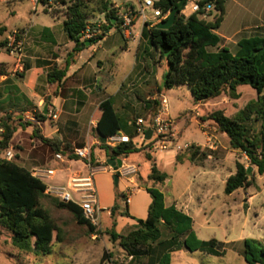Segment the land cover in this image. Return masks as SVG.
Returning <instances> with one entry per match:
<instances>
[{
  "label": "trees",
  "instance_id": "1",
  "mask_svg": "<svg viewBox=\"0 0 264 264\" xmlns=\"http://www.w3.org/2000/svg\"><path fill=\"white\" fill-rule=\"evenodd\" d=\"M180 0H160L157 6L162 13H167L175 8ZM64 3V2H62ZM203 6L212 3L217 12L212 22H206L198 14L187 18L180 15V9L173 25L168 30H159L156 25L142 28L141 35L147 44L158 54L164 57L167 70L162 76V91L175 87L186 86L194 102L212 100L228 92L232 97H237L236 89L240 86H249L258 98L239 111L233 118L224 116L221 111H215L202 118V121H212L217 130L228 138L231 150L242 153L248 161L249 167L255 168L259 175L264 174V34L249 38H241L236 43L235 53H230L226 48L217 49L220 37L215 33L219 28L224 15L225 0H198ZM93 5L98 14L104 15L107 25L102 27V34L89 43L96 44L101 41L111 28H115L122 36L120 21L114 14L116 9L108 0H75L66 8V19L63 22V31L68 39L74 43L72 50L66 55L63 65H54L46 75L50 84H60L69 68L76 63L79 54L85 49V42L79 41V35L84 30L88 21L87 5ZM112 20H116L112 23ZM19 36V34H17ZM7 41L0 43V48H5ZM215 48L216 51H209ZM161 93V89H160ZM147 110H153L151 104L158 105L156 100L140 99ZM43 113V112H42ZM42 113L35 114L38 122L45 120ZM95 137L101 142V149L106 159H126L132 154L144 151L148 143L136 144L132 137L126 143L114 147L105 144L109 137H114L121 131V120L114 111L110 100H105L98 106L96 112ZM152 117V116H151ZM253 119V120H252ZM8 116L0 126L3 133L0 135V156L8 149L16 132L10 125ZM259 122V134L250 136L247 123ZM21 127V126H20ZM32 134L42 144L48 146L53 154L59 153L65 160L76 158L69 145L43 138L38 126L30 124ZM193 146L189 150V160L195 155ZM92 156V153H91ZM146 159L151 157L146 154ZM182 159L177 155L176 162ZM152 162V161H151ZM92 165V159L90 157ZM247 167L242 163H235V173L230 175L224 183V194L231 195L239 189H246L253 185L252 174L247 173ZM141 180V178H137ZM167 180V175L151 163L147 182L144 189L151 198L147 217L136 220V226L125 235L111 233V239L118 241L121 248L131 255H136L137 249L145 247L149 250L152 245L163 249L158 264H169L170 253L173 250L184 248L189 252L199 251L206 255L221 257L225 255L224 245L215 239L209 241L199 240L192 230V220L184 213L176 210L174 206H165L164 196L156 187ZM46 186L38 179L31 176L30 171L18 165L14 160L6 161L0 158V235L1 230L10 233L12 245H22L30 251L48 254L52 247L54 233L58 231L48 214L40 207L41 199L46 197ZM125 200V195L117 194ZM54 203L58 208L71 213L78 225H85L92 233L94 228L83 219L81 211L73 203H61L56 198ZM115 226L117 215L129 217L125 210L118 213L115 201L110 209ZM170 233L165 238L163 231ZM182 238V239H181ZM181 239V240H179ZM242 244V257L246 264H264V243L245 238ZM218 247V249H217Z\"/></svg>",
  "mask_w": 264,
  "mask_h": 264
},
{
  "label": "rangeland",
  "instance_id": "2",
  "mask_svg": "<svg viewBox=\"0 0 264 264\" xmlns=\"http://www.w3.org/2000/svg\"><path fill=\"white\" fill-rule=\"evenodd\" d=\"M108 1L116 6H137V0ZM62 2L64 1L53 2L47 7H42L40 4L36 9H33L25 0L6 5L1 4L0 43L3 41L8 42L9 38H12L14 34H19V37L23 38V53L32 46L38 47L41 55H44L50 47L54 48L56 53L59 50L62 52L66 44L68 46L73 44L63 31L66 8L73 2ZM86 11L88 13L87 22L96 24L105 19L104 16H100L101 14H98L93 9V5L91 4L87 5ZM216 14L217 12L213 8L206 15L205 21L212 22ZM237 14L238 10L235 5H232L231 1L228 3L227 11H225L224 4L223 20L216 30L220 37V43L225 44L226 49L230 53H235L237 47L234 41L237 39L260 35L257 34L259 32L254 28H245L243 30L242 25H245V23H243V20ZM109 33L110 37L107 47L115 70L112 78L113 82L105 90L107 95L112 93L113 83L117 84L119 79L134 67L137 53L136 44L133 42L136 40L133 33L127 39L121 38V35L115 28H111ZM122 44H128V50L121 49ZM147 46L149 53L146 55L142 54V58L144 59L140 62L137 61V66L139 65L140 68H135L133 76L136 71L142 70L144 63L147 62L146 68L149 72H152L151 81L148 82L149 86H142L140 88L139 84L141 81L137 78L134 79L135 77L132 79L131 76L122 87L121 92L132 96L133 100L137 99V95L142 93V97L145 100L146 95L143 92L154 90V86L156 85L160 86L161 92L167 101V113L164 117L171 121V129L175 134L174 138H168V141H172V144H167L166 149H174L182 160L187 159L191 146H193V152H196L192 158V164L189 160L184 161L181 165L172 163L169 158L168 160L159 162L158 153L151 155V159L155 160L156 167L168 177L167 181L162 185H158L157 188L167 196V199H169L170 195L175 196L180 192H183L186 197L190 196L196 208V214L192 215L194 221L193 227L200 240L209 241L215 239L218 242L228 243V245L224 244L222 246L226 252L221 257L206 256L199 251L189 252L181 250L172 257V264H246L241 254L242 240L252 238L264 243V174L259 175L257 170L252 168L250 174L253 176V185L246 189H239L231 195H225L223 191L224 183L230 175L235 173V163L240 162L245 167H250L247 158L242 153L230 149L228 138L217 130L215 123L209 120L202 121V118H206L208 114L215 111H221L224 116L233 118L249 103L255 102L258 95L249 86H240L236 89L237 97L235 98L226 92L215 99L196 103L193 101L186 86L175 87L163 92L162 76L167 70L166 59L164 57L159 58L152 47L148 44ZM141 51L142 49H140ZM209 51H216V49L209 48ZM2 56L15 58L10 56L5 48H0V58ZM151 95L153 96L154 94ZM159 95L154 99L158 102V105L151 104L152 109L157 108L154 114H152L153 110H144V106H141L140 111L135 107L136 102H133V111L129 112V116L132 117L131 121L135 122L138 118L148 120L149 116H156L161 110ZM138 99L140 100V96ZM117 111L119 115L123 113L121 109ZM35 114H40V112L36 111ZM5 116H8L9 120L7 121L10 122L11 126L16 128V131L30 127V121L23 119L24 117L20 113L8 114L5 106H0V126L5 122ZM252 120L247 123L250 136L259 134L258 132L260 131L259 122H253ZM2 133L3 129L0 128V135ZM90 135L95 137L93 129H91ZM204 137H211L214 150L190 144V142L200 143ZM34 138L35 136L32 133H22L14 140H11L8 149H13L14 161L18 165L21 166L18 156L21 154L22 148L26 147L27 143L30 144L29 139ZM133 138L136 141L139 140L134 134ZM188 143L187 148L181 147ZM178 146L180 149H177ZM88 147L93 149L95 146L89 144ZM151 148L152 144H148L144 151H148ZM143 153L132 154L129 157L130 162L139 166L142 181L146 182L152 160H147ZM145 154L148 153L145 152ZM105 165L107 163L103 162L98 166ZM127 165L128 168L125 167L121 173L117 174L124 176L127 180L133 177L136 181L138 171L136 169L133 171L132 167L129 166L130 164L127 163ZM201 168L216 172L217 181L215 188L212 190L213 196L211 199L204 200L199 198V201H197L196 198L202 195L197 186L201 182V179L196 178L193 180L192 176L200 171ZM93 180L98 197L105 199L107 197L105 188H109L110 177L105 174L96 173ZM111 184L114 189L118 211L122 213L126 210V204L123 198L117 197V194H120V186H115L113 181ZM52 185L56 186L57 183H52ZM40 207L48 214L58 231V236L55 233L53 235L50 252L43 255L30 251L22 245H12L9 239L10 233L1 230L0 264H83L86 260L88 263L94 264L102 251L105 252L104 248H107L109 251L113 249V252L120 248L117 242L112 244L109 241L110 239L107 241L102 233L98 234L95 239H91L88 228L85 225H78L71 213L58 208L52 197L46 195L45 198L41 199ZM202 208L206 209V211L201 210ZM129 231L125 230L124 235ZM163 234L166 237L170 233L164 230ZM104 244L106 247H104ZM141 249H145V247ZM117 259H122L121 255ZM105 261H109V258L106 257Z\"/></svg>",
  "mask_w": 264,
  "mask_h": 264
},
{
  "label": "crops",
  "instance_id": "3",
  "mask_svg": "<svg viewBox=\"0 0 264 264\" xmlns=\"http://www.w3.org/2000/svg\"><path fill=\"white\" fill-rule=\"evenodd\" d=\"M229 1H231L232 5H235L238 10L237 15L240 16L243 23H245V25H242L243 30H245V28H254L259 32L257 34L262 36L264 34V0H225V11L228 9ZM100 16L103 15L101 14ZM142 28L143 26L140 20H136L132 28V33L136 39L133 42L136 44L137 51L134 67L120 78L117 84L113 83L115 87L113 86V91L110 95L105 93V90L110 87L113 82L112 78L115 70L114 64L109 57V50L107 47L110 30L101 41L89 45L88 47L85 46V49L79 54L76 63L69 68L60 84L48 83L46 75L54 65H63L65 57L72 50L74 43L71 46L66 44L65 49L62 52L59 50L58 53H56L54 48L50 47L44 55H41V51L38 47L35 48L32 46L22 53L21 63L15 58L9 56H2V58H0V106H5V110L8 114L20 113L24 117L23 119L30 121L31 124L37 125L43 138L60 142L62 145H69L73 151L75 149L87 148L92 159V165L91 163H85L77 157L71 160H65L63 158V161H56L54 159V154L50 151L49 147L42 144L37 138H34L29 139L30 144L27 143L26 147L22 148V152L18 156L19 163L29 171L37 168L52 170L54 175L41 181L46 187L52 185V183H57L56 186H64L70 177L77 175L84 176L90 169H95L98 170L97 173L108 175L110 177V184L109 188H105L107 191V197L102 199L98 197L97 194V205L94 214L96 224L91 225L89 223L94 228V231L89 235L91 239H95L98 234L102 233L107 241L110 239L109 241L112 244L116 242L118 243V241H113L111 239L112 232L118 235H124L125 230H132L136 226V220H144L147 217L151 198L143 186L146 183L148 186L150 184L147 181H142L139 166L130 162V157L121 160L122 165L128 166V163L133 170L136 169V171H138L137 178H141V180L139 181L136 179L135 181V178L133 177L127 180L124 176L118 174L117 187L120 186V194L125 195V198H128L129 200V202H125V204L126 211L130 218L117 215L114 221L115 226L113 227L110 209L115 203V193L113 186H111L114 172L109 169L108 164L101 167L98 166L103 162L106 163L107 159L101 149V142L96 137H92L90 131L91 129L94 130L96 127V112L98 106L103 101L110 100L114 111L118 114L121 120V131L114 137H132L136 144L140 143L139 140L136 141L133 138V134L135 135V122L131 121L132 117L129 116V112L133 111V102H136L135 107L141 111V106L144 105L138 98L139 96L140 99L144 98L141 93L137 95V99L133 100L132 96L121 92V90L131 76L132 79L135 77L134 79L137 78L141 81L139 84L140 88L142 86H149L148 82L151 81L152 72H149L146 68L147 62L144 63L143 69L136 71L133 76L135 68L139 67V65L137 66V61L140 62L144 59L142 58V54L146 55L149 53L147 41L141 35ZM215 33L218 35L217 32ZM121 38L124 37L121 36ZM238 40L239 39L234 41L235 45ZM120 48L128 50V44H122V47ZM221 48H226V45L219 43L217 49ZM140 49H142L141 52ZM143 93L146 95L145 100L151 101L154 100L158 94H160L159 97L163 96V93H160V86L158 85L154 86V90H149V92ZM151 94L154 95L152 96ZM45 106L46 113L44 112ZM118 109L122 110L123 113L121 115H119L117 111ZM36 111L40 113L43 112L42 114L46 116L43 122L36 121L34 115ZM52 115L56 116L53 120L50 119ZM150 117L151 116H149V119ZM148 120H145V122H148ZM31 128L32 127H28L24 130H17L12 140L22 133L31 134ZM89 144L95 147L90 149L88 147ZM190 144H195L204 149L207 148L208 150H214L213 144L211 143V137H204L202 142H190ZM184 145H189V143ZM145 152L148 153V155L150 154V157L151 155L158 153L159 162H163L169 158L170 161L176 165H181L184 161H189L190 157V155L187 154L186 160L177 163V152L172 148L166 150L148 149V151H142L136 154L143 153L146 158ZM192 158L190 160L191 164ZM151 160L155 163L154 159ZM124 169L125 168L118 170L117 173H121ZM196 178L201 179V182L197 186L202 194L196 198V200L199 201V198L204 200L211 199L213 196L212 190L216 186L217 173L201 168L200 171L192 176L193 180ZM156 187H158V185ZM163 196L165 206H174L176 210L191 218L192 230L198 238L193 227L194 221L192 219V215L196 214V208L194 207L190 196L186 197L183 192H180L175 196L170 195L169 199H167L165 194H163ZM201 210L206 211V209L203 208ZM118 213L120 214L121 212L118 211ZM169 237L170 234L165 238ZM221 243L228 245V243L225 242ZM104 247H106L105 244ZM104 250L105 252L102 251L98 260H96L94 264H158L163 253V249L155 245H152L149 250L137 249V252H135L136 255H131L133 253L129 254L121 247L114 252L113 249L109 251L107 248H104ZM181 250L186 249L180 248L173 250L170 253L169 264H172V257ZM119 255L122 257L120 260L117 259ZM106 257L109 258V261H105ZM85 263L87 264L88 261L86 260L83 262V264Z\"/></svg>",
  "mask_w": 264,
  "mask_h": 264
},
{
  "label": "built area",
  "instance_id": "4",
  "mask_svg": "<svg viewBox=\"0 0 264 264\" xmlns=\"http://www.w3.org/2000/svg\"><path fill=\"white\" fill-rule=\"evenodd\" d=\"M17 1L23 0H0V5L11 4ZM25 1H27L33 9H36L40 4L42 5V7H47L53 2H74L75 0ZM159 1L160 0H137V6L135 7H132L130 5L114 6V8L116 9L114 16L118 21H120L119 26L122 37H124L125 39L130 37V35L132 34L134 22L136 20H140L142 26L149 24V27L157 25L161 21L165 20L169 15V11L167 13H162L160 8L157 6ZM213 8L214 5L212 3H207L201 6L198 3V0H187L180 10V15L187 18L192 14H198L201 18L204 19L206 15L212 11ZM106 24L107 21L105 19L102 22L96 24L86 22L84 30L79 35V41L90 42L94 38L100 36L103 32L102 26ZM5 49L8 51L10 56L15 57V59L19 63H21L23 53V38H20L19 36H17V34H14L12 38H9ZM160 105L161 110L159 111V113L154 117H150L148 122H145V120L138 118L134 123V132L139 139V142L152 144L151 150H166V145L172 144V141H168V138L175 137V134L171 129V121L168 118L164 117V115H166L167 113V101L164 96H160ZM55 117V115L51 116L52 119H55ZM148 129H150L152 133L150 139L146 141L144 137L145 132ZM128 140L129 138L125 136L109 137L106 139L105 144L114 147L117 144L126 143ZM181 147L187 148V145H183ZM177 149H180V147L178 146ZM73 155L83 160L85 163L90 164V155L87 148L75 149L73 151ZM0 158L6 161L14 160L13 150L7 149L0 156ZM54 159L56 161H63V157L59 153L54 154ZM125 167L127 166L121 165L119 170ZM110 168L111 167L109 166V169ZM97 172L98 170L90 169L84 176H72L68 179L66 185L64 186L49 185L46 187L45 194L56 198L61 203L75 204L80 209L83 219L89 222L91 225H95L96 220L94 214L97 205V192L93 177ZM30 174L32 177L40 181H44L45 179L53 176L54 172L52 170L37 168L30 170ZM125 202H129L128 198H125Z\"/></svg>",
  "mask_w": 264,
  "mask_h": 264
},
{
  "label": "water",
  "instance_id": "5",
  "mask_svg": "<svg viewBox=\"0 0 264 264\" xmlns=\"http://www.w3.org/2000/svg\"><path fill=\"white\" fill-rule=\"evenodd\" d=\"M186 1L187 0H180L178 2L177 6L175 8H173L171 11H169L168 17L156 25V28L159 30H168L173 25L174 20H175V16L179 12V10L184 6ZM114 22L115 21L112 20L113 24H114ZM89 45H90L89 42H85L86 47H88ZM44 112L46 113V106L44 107ZM151 133H152V131L150 129H148L145 132L144 139L146 141H148L150 139ZM106 163L111 167L112 171L114 172L112 179H113L115 186H117V182H118L117 172H118L119 168L121 167L122 162L120 159H107ZM251 170H252L251 168H248L247 173L250 174Z\"/></svg>",
  "mask_w": 264,
  "mask_h": 264
}]
</instances>
